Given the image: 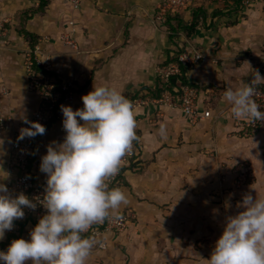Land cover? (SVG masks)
<instances>
[{
  "label": "crops",
  "instance_id": "crops-1",
  "mask_svg": "<svg viewBox=\"0 0 264 264\" xmlns=\"http://www.w3.org/2000/svg\"><path fill=\"white\" fill-rule=\"evenodd\" d=\"M31 1L36 0H0V20H4L6 26V33L0 36V69L5 71L0 73V117L15 122L31 118L39 106V97L28 91V81L21 69L23 60L18 54L30 46L24 36L18 34L14 18L17 12L28 8ZM157 2L84 0L81 10H66L63 14L65 30L61 28L63 35L65 32L75 40L78 51L65 45L55 54H50L47 51L54 49L49 41L44 39L38 44L60 70L59 84L72 83L76 86L73 101L64 103V106H71L73 110L82 108L81 97L92 91L93 85H107L121 91L132 102L136 114L137 163L123 174L127 184L120 188L125 191L128 202L122 204L117 212L118 217L126 215L130 222L124 232L94 236L97 243L86 264H206L205 260L210 258L215 246L209 241H217L222 235L227 217L243 211L238 207L243 196L232 205L236 208L234 213L229 215L227 204L219 219L207 217L209 220L204 224L206 219L200 217L189 219L161 215L156 210L159 205H154V201L139 199L132 194V191H137L147 196V193L155 191L154 187L164 186V173L158 175V165H147L146 162L165 155L174 159L177 154L174 146L179 141L191 152L190 158H196L193 152L203 146L218 153L235 151L240 159L249 160L253 182L247 185L244 195L264 198V130L255 135L238 133L230 105L224 98L226 88H235L244 82L251 84L254 80L246 62L253 70H258L263 63L264 0H250L244 4L235 25L222 18L211 17L210 13L215 11L213 5H204L209 12L207 23L199 24L191 36L180 30L174 42L161 25L152 21V7ZM134 3L140 8L138 17L128 18L126 16L134 8ZM190 9L181 11L184 21L189 24L193 20ZM37 15L28 22L27 30L42 35L50 21L47 16ZM72 19L75 20L74 32L69 25ZM173 50L178 51L179 56L183 53L192 55L194 51L202 55L199 61L184 65L187 67L185 76L190 85L199 89L201 107L210 109L212 117L192 124L182 111L179 115L170 108L178 107L160 104L162 100L148 96L158 87V66L161 62H169L170 56L175 54ZM257 86L264 87V82ZM142 100L146 103L140 104ZM62 121L60 107L57 117L48 125L34 149L29 170L36 181H47V174L40 171L41 158L46 155L47 146L52 141L63 142L66 132ZM162 123L167 130L164 138L158 132ZM0 140L3 141L0 145V168L6 173L7 152L12 142L10 129L0 130ZM0 179L7 186L6 174L0 172ZM187 202L194 204L192 199ZM195 204L199 205L198 202ZM217 220L218 227L213 229ZM35 226L36 223L24 224L21 234L16 236L5 232L4 239L0 240V245L4 244L0 246V251L7 250L14 240L13 236L28 240ZM202 238L208 240L201 244L202 247L196 248L195 244ZM102 241L107 243L104 250L98 248Z\"/></svg>",
  "mask_w": 264,
  "mask_h": 264
},
{
  "label": "clouds",
  "instance_id": "clouds-1",
  "mask_svg": "<svg viewBox=\"0 0 264 264\" xmlns=\"http://www.w3.org/2000/svg\"><path fill=\"white\" fill-rule=\"evenodd\" d=\"M246 63L254 80L226 88L224 98L235 118L264 121V111L255 99L256 86L264 77ZM81 100L83 107L76 110L61 105L66 135L62 143L52 141L41 158L40 171L47 174V181L39 203L46 214L28 240L14 239L6 251H0V264H86L97 241L83 234L92 225L116 217L120 206L128 202L125 191L110 187L107 181L119 173L138 139L133 104L107 85H93ZM28 123L31 126L20 130L19 139L45 133L43 125ZM158 132L166 137V125L162 123ZM0 172L6 174L2 168ZM24 207L35 209L36 204L22 193L13 197L0 182V240L13 228L14 220L24 217ZM238 207L243 211L226 218L206 264H264V198L246 194Z\"/></svg>",
  "mask_w": 264,
  "mask_h": 264
},
{
  "label": "built area",
  "instance_id": "built-area-1",
  "mask_svg": "<svg viewBox=\"0 0 264 264\" xmlns=\"http://www.w3.org/2000/svg\"><path fill=\"white\" fill-rule=\"evenodd\" d=\"M65 1V6L69 8V12L79 11L84 5V0ZM190 3L191 2H189V4ZM244 4H248V1H244ZM188 7L187 0H159L153 22L156 25H163L167 22V17L170 13L181 12V8L187 9ZM69 25L72 27L71 32H74L75 20H70ZM5 33V21L0 20V36ZM62 40L66 46L74 51H78V46L70 35L64 34ZM200 59H202V55L197 51H194L192 55L188 53L181 54L178 58L179 62L169 63L157 69L160 80L167 86L172 76L181 75L179 63L182 65H191ZM258 70L260 75L264 76V59ZM25 74L30 91L39 97L38 108L33 112L31 118L18 122L10 118L5 120L0 117V130L10 129L12 138L11 146L7 152L6 187L9 194L13 197L22 193L36 204L35 209L24 207V217L14 220L13 228L11 230H6L7 234L13 235H20L24 224H37L39 219L46 214V209L39 203V201L43 200L46 182L36 181L31 176L29 170V162L32 158V154L38 144L39 138L43 134L19 139L20 130L30 127L31 124L28 122H36L43 125L47 131L48 125L57 117L61 105L73 101V90L75 89L72 83L59 84L58 78L61 74L60 70L55 67L52 59L40 50L39 46H36L32 51V55H30L25 62ZM256 87L257 95L255 99L260 105V110L264 111V87ZM175 92L180 94L175 96L171 91L166 90L165 99L170 105L178 107L189 118L192 124L200 122L201 119L212 117L210 109L205 110L201 107L200 91L197 87L184 84L180 90L175 89ZM145 103L146 101L144 100L140 101V104ZM232 118L240 134L246 133L248 135H255L260 130H264V121L238 119L234 116H232ZM136 149L134 141L131 151L123 159L121 168L137 163ZM118 176L119 173L108 179L107 182L109 186L116 181L119 183L117 179ZM129 222V218L126 215L110 217L103 223L92 225L89 231L84 234H91V237H101L107 233H121L127 229ZM106 247V242L102 241L98 244V248L101 250L106 249Z\"/></svg>",
  "mask_w": 264,
  "mask_h": 264
},
{
  "label": "rangeland",
  "instance_id": "rangeland-1",
  "mask_svg": "<svg viewBox=\"0 0 264 264\" xmlns=\"http://www.w3.org/2000/svg\"><path fill=\"white\" fill-rule=\"evenodd\" d=\"M49 1V5L46 6L44 12L41 13L40 16H47L50 22L48 23L46 32H43L42 35L35 34L37 37L36 46L40 44V41L46 39V41H49L51 47L54 49H50L47 52H49L50 54H55L57 50L60 51L59 49L61 46H65L62 40L63 33L61 31V28L65 30V21L63 19V14L67 11L69 12V8L65 6V0ZM139 1L144 2V0ZM157 1V4L154 3L152 7V21L155 17V12L157 11V6L159 4V0ZM31 2L32 3L29 4V7L26 9L38 8V0ZM189 2L191 3L189 4ZM233 3L234 0H187L189 8L193 7V5L195 4L198 5L197 7L202 5L225 7L226 4L232 5ZM244 7L245 5L243 3L242 8ZM242 8H240V11H242ZM139 9L140 8H138V5L134 3V8L130 11V14L127 15L128 11H126V17H138L137 12H139ZM180 10L183 11L185 9L181 8ZM173 13L175 14L178 12ZM238 15H240V13H238ZM35 16L38 15L36 14ZM35 16H33V18ZM23 20V23H25V25H28L29 21L25 20V17L23 18ZM23 23L22 25H24ZM172 23L176 25L175 20ZM20 25L21 24L17 19L15 24L16 28H21L22 26ZM161 26L166 30L167 36L173 37L172 42H174V40L179 37L178 34H173L167 23ZM126 35L128 36L129 34L127 33ZM28 45L30 46L29 43ZM33 50V48L26 46L24 50L22 49V51L18 53L23 60L21 69L26 80L27 77L25 74V62L27 58L32 55ZM174 52L175 54L170 56L171 59L175 58L176 54L179 53L176 50ZM167 63L168 62L165 61L161 62L158 68L167 65ZM1 71L2 73H4V68L2 70L0 69V73ZM156 82L159 88L162 84V86L165 85V83L160 80L159 76L157 77ZM158 87L156 86V88L152 92H150L151 95L148 94V96L150 97L152 96V94L156 93V89ZM75 90L76 88L73 90V93L76 92ZM28 91L31 92L29 88ZM165 92L160 97L156 98L158 100H162L160 101V104L163 105L169 104V102H167V100L165 99ZM170 108L175 109L177 111V114L181 113V110H178L179 108ZM166 115L167 113H165V116ZM158 118L160 119V117ZM169 147L171 148L172 146ZM174 147L177 150V154L176 156L174 155V159H170L168 155H165L159 157L158 159L152 158L150 161L146 162L147 165L152 163L158 165L156 172H158V175H163L164 173V186L162 188L154 187L155 191L147 193V196L137 191H132V194H134L135 197L137 196L139 199L154 201V205H159L156 210L159 211L161 215L167 217L176 215L177 217H189V219L200 217L202 220L206 219L203 220L204 224L206 223L205 221L209 220V218L207 217H214L215 219H219L222 215L221 212L224 211V209L227 207V204L230 210L229 215L234 213L236 208H233L232 205L234 203H237L242 198V196H244L247 185L253 182V178L251 176V162L249 160L240 159L237 156L238 153L235 151H232L228 154L218 153L216 150H208V148L203 146L197 149L196 152H193L195 155H197L195 156L196 158H190L189 153L191 154V152L183 147L182 141L177 142ZM226 151H228V149ZM169 185L170 188H168ZM188 199H192L194 201V204H189L187 202ZM196 202H198L199 205L195 204ZM216 224H219L218 220L214 221L213 229H215L214 227H218V225ZM207 240L208 238H202L200 241H198V243L195 244L196 248L202 247L201 244H203ZM209 243H216V240L211 239Z\"/></svg>",
  "mask_w": 264,
  "mask_h": 264
},
{
  "label": "trees",
  "instance_id": "trees-1",
  "mask_svg": "<svg viewBox=\"0 0 264 264\" xmlns=\"http://www.w3.org/2000/svg\"><path fill=\"white\" fill-rule=\"evenodd\" d=\"M39 5L38 8L35 9H26L22 10L16 13L15 19L19 21L22 26L21 28H16L18 34L24 36V38L28 41L30 44V47L35 49L36 48V35L34 33H31L27 30V25L23 23V18L25 17V20L30 21L33 16L36 14H41L44 12L45 8L47 5H49L50 1L49 0H38ZM245 0H234V3L232 5L226 4L225 7L221 9L220 6H213L215 11L210 13L211 17H217V18H222L223 20H226L228 24L235 25L239 21V11L240 8H242L243 3ZM192 11V16L193 20L189 24L188 22L184 21V18L182 17V13H170L167 17V24L169 25V28L172 30L173 34H178L180 30L184 31L186 33V36H191L195 31L197 26L199 24L205 25L207 23V19L209 18V12L208 10L204 7V5L199 6V7H191L190 9ZM176 21V25H174L172 22ZM22 23L24 25H22ZM213 22L211 23V25ZM171 39H173L172 36H170ZM179 53L176 54L175 58H170L169 63H174V62H179ZM180 69H181V75L180 76H172L170 78V81L168 85H164L158 89H156V93L152 94L150 96L151 98H157L160 97L166 90L171 91L174 95H178L180 93H176L175 89H181L182 85L184 84H189V81L187 77L185 76L187 72V67L179 63ZM150 94V93H149ZM151 95V94H150ZM134 167V164L128 166V167H122L119 171V176H118V182H114L110 185V187H122L125 186L127 183L125 181V178L123 176L124 172L127 169H130ZM91 236V234H89ZM16 236V235H15ZM13 239H17V237L13 236ZM10 241V240H9ZM4 246V244L0 245Z\"/></svg>",
  "mask_w": 264,
  "mask_h": 264
}]
</instances>
